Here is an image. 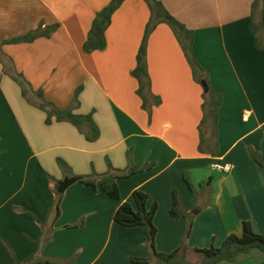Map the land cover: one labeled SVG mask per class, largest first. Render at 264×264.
Masks as SVG:
<instances>
[{
    "label": "crops",
    "instance_id": "1",
    "mask_svg": "<svg viewBox=\"0 0 264 264\" xmlns=\"http://www.w3.org/2000/svg\"><path fill=\"white\" fill-rule=\"evenodd\" d=\"M158 1L193 32L194 56L211 89L223 96L217 127L210 121L203 129V152L204 88L166 24L150 36L147 55L152 92L162 103L149 115L137 94L132 72L151 18L145 0L124 1L105 32L106 47L91 53L84 47L93 22L112 0H0V264L30 258L49 264H133L131 257H150L144 229L114 220L136 190L148 194L149 207L158 204L161 253L182 247L190 221V262L201 257L195 249L241 235L243 221L264 234V169L250 156L253 149L264 162V50L252 32L255 0ZM55 25L49 37L4 44ZM18 74L31 87L25 96ZM80 87L74 113L93 115L100 130L94 142L86 138L87 126L46 124L35 93L42 91L46 102L66 110ZM107 160L118 171L152 167L119 181L121 201L80 182L72 185L62 194L61 215L53 223L56 185L93 172L104 175ZM218 163L230 164L231 172L214 170ZM197 187L214 189L211 201L209 195L198 197ZM174 191L185 216L170 214ZM82 221L83 227L66 228ZM232 264H264V253L254 250Z\"/></svg>",
    "mask_w": 264,
    "mask_h": 264
},
{
    "label": "trees",
    "instance_id": "2",
    "mask_svg": "<svg viewBox=\"0 0 264 264\" xmlns=\"http://www.w3.org/2000/svg\"><path fill=\"white\" fill-rule=\"evenodd\" d=\"M126 0H112V2L99 12L93 22L92 29L89 34L88 41L85 44L84 50L86 53H91L94 50H102L106 47L105 32L111 24V19L115 11L124 3ZM151 11V18L147 24L144 38L140 46L137 55V66L132 72V76L138 81L139 88L137 90L138 96L142 99L143 109L152 114L153 107L159 106L162 101L161 98L155 96L152 92L151 79L148 69V41L152 33L156 30L158 25H168L176 38L178 39L182 49L186 55V58L192 68L194 79L197 83L202 85V81H206L208 89L204 88V103L203 112L204 118L200 125L201 144L200 151L203 152V129L211 121L213 127H217L219 120V111L223 102L222 94L213 91L209 85V75L197 62L193 53V32L188 30L182 23L174 18L164 7V5L158 0H145ZM58 28V25L47 28L44 32H33L26 36L15 38L9 41H5L4 44H19V43H31L40 37H49ZM252 32L255 37L256 46L260 50H264V0H255L253 3V23ZM97 43V44H96ZM16 81L23 88V95L25 96L28 90L31 91L30 85L22 78L20 74L16 75ZM81 87L78 88L75 94V98L72 106L69 109L61 110L55 107L53 104L48 103L44 100L42 91L35 92L39 100V107L46 112L47 119L46 124H51L53 121L56 122H68L76 126L79 130L83 126L89 128L90 133L86 136L88 141L94 142L100 136V130L93 120V115H80L74 113L75 108L79 106V95ZM218 149V147L216 148ZM212 155L217 154V150H210ZM251 159L264 169V162L261 155L255 150L250 149ZM59 167L73 175L71 168L62 159H58ZM108 172L104 175H97L95 172L88 177H80L79 181L82 185L91 187L95 191L101 190L110 199L115 201H121V193L119 188L120 180H128L133 176L151 169L152 165H146L144 167L130 166L127 171L116 170L111 162L107 160ZM186 183L191 190L194 187L189 182L187 175L184 176ZM58 184L56 185V202L52 213L54 214L53 223H55L61 215V201L63 198L62 194L57 192ZM149 196L148 194L136 190L133 193V201L122 203L118 208L114 220L116 224L124 228H135L142 227L148 238V244L150 248V257L148 258H136L131 257L130 261L133 264H193L187 257L188 247L186 242L191 235L193 229V222L190 221L188 230L185 234L184 244L181 248L176 251L166 254L161 253L156 248V237L158 229L155 224L156 215L158 213V204L154 203L151 207L148 206ZM181 198L178 192L174 191L173 205L170 214L173 217H182L185 214L181 211ZM84 226V222H80L76 225L67 226V229H75ZM54 231L51 227L50 234ZM49 234V235H50ZM45 242V240H44ZM258 250L264 253V234L257 233L254 230L251 221L242 222V234H232L228 236L221 246L215 244V240L211 247L204 249H195L194 252L201 255L200 264H232L235 263L240 256L248 255L252 251ZM155 260L153 263L152 260ZM50 260L35 261L34 258H30L25 262L21 263L16 260V264H49Z\"/></svg>",
    "mask_w": 264,
    "mask_h": 264
},
{
    "label": "water",
    "instance_id": "3",
    "mask_svg": "<svg viewBox=\"0 0 264 264\" xmlns=\"http://www.w3.org/2000/svg\"><path fill=\"white\" fill-rule=\"evenodd\" d=\"M202 86L206 90L208 89V84L206 81H202ZM81 180L80 177H71V178H65L64 180L60 181L58 183V193L59 194H64L72 185L78 183Z\"/></svg>",
    "mask_w": 264,
    "mask_h": 264
},
{
    "label": "rangeland",
    "instance_id": "4",
    "mask_svg": "<svg viewBox=\"0 0 264 264\" xmlns=\"http://www.w3.org/2000/svg\"><path fill=\"white\" fill-rule=\"evenodd\" d=\"M211 172H212V173H215V172H213L212 170H211ZM206 181H207V180H206ZM196 190H197L196 195H198V197L204 199L205 196H208V195H209V197H210V201H211V198L213 197V190H214V189H212L211 192L209 191V193H208V192H204V190H201L199 187H197ZM206 193H207V195H206ZM205 199H206V198H205ZM205 199H204V200H205ZM193 211L196 212L197 209H195V210H193ZM191 261H192L193 263L200 264V263H201V257H200V256H197V257L191 258Z\"/></svg>",
    "mask_w": 264,
    "mask_h": 264
},
{
    "label": "built area",
    "instance_id": "5",
    "mask_svg": "<svg viewBox=\"0 0 264 264\" xmlns=\"http://www.w3.org/2000/svg\"><path fill=\"white\" fill-rule=\"evenodd\" d=\"M245 118H246V116H245ZM213 168H214V170L220 171L222 173H229L232 170V166L230 164H227V163L226 164H221V163L215 164V165H213Z\"/></svg>",
    "mask_w": 264,
    "mask_h": 264
}]
</instances>
